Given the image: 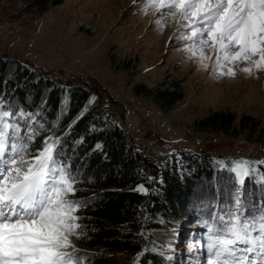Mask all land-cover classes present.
<instances>
[{"label":"trees","instance_id":"obj_1","mask_svg":"<svg viewBox=\"0 0 264 264\" xmlns=\"http://www.w3.org/2000/svg\"><path fill=\"white\" fill-rule=\"evenodd\" d=\"M57 1L34 0V5L45 10ZM172 85V90L165 86L152 90L138 84L135 91L153 97L158 108L168 112L184 97L180 82ZM101 89L94 79L40 69L0 50V109L13 113L10 120L19 124L21 137L35 132L28 157L51 138L58 159L77 177V191L70 198L82 204L77 212L81 235L73 243L84 264H133L122 256L139 254L134 264H176L177 259L170 263L151 251V228H174L178 243V232L190 218L213 223L212 218L233 203L236 187L234 174L218 162L231 166L235 158L172 150L154 161L149 144L130 138L120 102ZM93 94L100 98L96 106L90 101ZM21 112L28 115L21 117ZM237 119L234 112L216 110L197 120L196 129L227 136ZM253 120L249 115L240 119L239 127H249L247 140L255 132ZM258 157L247 160H264V153ZM257 168L264 173V165ZM258 179L259 175L245 179L246 205L264 204ZM141 185L146 192L137 190ZM156 215L165 220L156 221Z\"/></svg>","mask_w":264,"mask_h":264},{"label":"rangeland","instance_id":"obj_2","mask_svg":"<svg viewBox=\"0 0 264 264\" xmlns=\"http://www.w3.org/2000/svg\"><path fill=\"white\" fill-rule=\"evenodd\" d=\"M144 3L58 0L40 10L34 0H0V50L40 69L94 79L105 94L120 102L126 129L136 143L150 145L156 162L172 150L229 154L235 161H242L237 155L251 158L264 153V70L249 76L239 70L247 63H240L234 78H215L211 67L202 70L181 50L185 42L174 37L178 24L172 19L165 22L155 11L143 14ZM157 18L162 29L154 23ZM174 81L180 82L184 97L168 112L161 111L153 97L135 91L138 84L172 90ZM90 101L96 106L100 98L93 94ZM216 110L237 115L227 136L196 129L197 120ZM242 115L254 119L252 140L246 139L249 127H239ZM164 220L156 215V221ZM150 233L154 236L151 251L168 262L205 264L201 256L202 252L206 255L204 222L190 218L178 232V243L174 228H151ZM139 255L122 258L134 264Z\"/></svg>","mask_w":264,"mask_h":264},{"label":"snow or ice","instance_id":"obj_3","mask_svg":"<svg viewBox=\"0 0 264 264\" xmlns=\"http://www.w3.org/2000/svg\"><path fill=\"white\" fill-rule=\"evenodd\" d=\"M150 11L178 24L181 50L202 70L211 67L215 78H234L240 63H247L239 70L249 76L264 70V0H145L141 12ZM154 23L162 29L161 19ZM12 117L0 110V264H84L73 243L81 235L82 204L70 198L77 177L58 159L51 138L26 158L35 132L21 137ZM218 163L234 174L236 187L228 209L213 223L204 221L201 256L205 264H264V204L246 205L244 190L245 179L256 175L264 189V173L255 167L264 160ZM137 190L146 192L142 185Z\"/></svg>","mask_w":264,"mask_h":264},{"label":"water","instance_id":"obj_4","mask_svg":"<svg viewBox=\"0 0 264 264\" xmlns=\"http://www.w3.org/2000/svg\"><path fill=\"white\" fill-rule=\"evenodd\" d=\"M127 132L129 134L130 138L134 141V137H133L132 133L129 132L128 128H127ZM134 143H135V141H134Z\"/></svg>","mask_w":264,"mask_h":264},{"label":"built area","instance_id":"obj_5","mask_svg":"<svg viewBox=\"0 0 264 264\" xmlns=\"http://www.w3.org/2000/svg\"><path fill=\"white\" fill-rule=\"evenodd\" d=\"M237 156L242 157V159H244V160H246L248 158L246 155H237ZM235 160H236V158H235Z\"/></svg>","mask_w":264,"mask_h":264},{"label":"bare ground","instance_id":"obj_6","mask_svg":"<svg viewBox=\"0 0 264 264\" xmlns=\"http://www.w3.org/2000/svg\"><path fill=\"white\" fill-rule=\"evenodd\" d=\"M242 160H244V159H242Z\"/></svg>","mask_w":264,"mask_h":264}]
</instances>
